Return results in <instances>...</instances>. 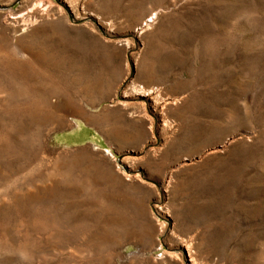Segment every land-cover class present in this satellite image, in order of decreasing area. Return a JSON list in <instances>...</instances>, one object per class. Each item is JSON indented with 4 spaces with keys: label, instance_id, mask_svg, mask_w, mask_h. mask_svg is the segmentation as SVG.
Masks as SVG:
<instances>
[{
    "label": "rangeland",
    "instance_id": "374dc122",
    "mask_svg": "<svg viewBox=\"0 0 264 264\" xmlns=\"http://www.w3.org/2000/svg\"><path fill=\"white\" fill-rule=\"evenodd\" d=\"M0 60V264H264V0H0Z\"/></svg>",
    "mask_w": 264,
    "mask_h": 264
},
{
    "label": "crops",
    "instance_id": "0c3cea01",
    "mask_svg": "<svg viewBox=\"0 0 264 264\" xmlns=\"http://www.w3.org/2000/svg\"><path fill=\"white\" fill-rule=\"evenodd\" d=\"M92 147H93L92 151L95 152V155L93 157L96 159V161L98 163L103 164V166H97V167L93 168V170L89 171L87 173V175L100 178L97 180H92V181H94V183H104L105 178H108L111 176L112 178H114L117 181L116 183H118L120 185H119V187L110 188V190H113V191L120 190L122 182H123L118 178V173H120V169L118 166L116 167L114 165V163H113L114 157H111L112 156L111 152L114 151L113 150L114 146H112L111 144H107V143H102V144L100 143V144H95ZM83 174L84 173L82 172V175ZM96 190L105 191L106 188L105 189L104 188L103 189L97 188ZM95 197L99 198V199L108 198V197H104V196H100V197L95 196ZM111 198H117V197H111Z\"/></svg>",
    "mask_w": 264,
    "mask_h": 264
},
{
    "label": "bare ground",
    "instance_id": "6f19581e",
    "mask_svg": "<svg viewBox=\"0 0 264 264\" xmlns=\"http://www.w3.org/2000/svg\"><path fill=\"white\" fill-rule=\"evenodd\" d=\"M157 15V14H156ZM155 18V17H154ZM149 21V20H148ZM148 21H146V23H145V25H147V23H148ZM150 21H153V19L152 20H150ZM149 21V22H150ZM18 31H22L21 30V28H19V30ZM24 31V30H23ZM5 41V40H4ZM20 41V40H19ZM19 41H17V42H19ZM16 42V43H17ZM21 42V41H20ZM12 43H14V42H12ZM15 46V45H14ZM13 46V48L11 47V49H8V53H6V57H8V58H6V59H11V58H13V59H15V57L18 55V54H20L21 56L23 55L22 53H21V51L22 50H20V49H15V47ZM5 47V46H4ZM3 47V48H4ZM7 47V46H6ZM5 47V48H6ZM5 48H4V50H5ZM6 51V50H5ZM7 52V51H6ZM33 54H31V56H32ZM3 56V55H2ZM20 56V57H21ZM4 57V56H3ZM34 57H35V55H34ZM2 58V57H1ZM5 58V57H4ZM33 58V57H32ZM31 60H33V59H31ZM1 61V60H0ZM2 61H3V59H2ZM26 61V60H25ZM28 61H30L29 59H28ZM16 63V62H15ZM39 63V62H38ZM3 65H4V67L7 69L9 66H11L12 64H14L13 62H10V61H6V63H2ZM8 70V69H7ZM14 70V69H13ZM24 70V69H23ZM26 70V69H25ZM2 71H4L5 72V70L4 69H2ZM10 74L11 73H9V75L7 74V76L6 77H8V76H10ZM4 75V74H3ZM2 74H0V82H4L5 83V81H4V79H5V77L3 76ZM12 76V75H11ZM14 78H16L15 77V75H14ZM25 78V77H24ZM6 80H7V78H6ZM10 81H11V78H10ZM16 81V80H15ZM9 82V81H8ZM12 82V81H11ZM7 83V82H6ZM14 83V82H13ZM2 85V84H1ZM12 85V84H11ZM4 86V85H3ZM24 89V88H23ZM150 89V88H149ZM1 90V89H0ZM151 90V89H150ZM137 91V90H136ZM147 92V91H146ZM152 92L153 91H151V94H152ZM140 93V92H139ZM146 95V94H145ZM36 101V100H35ZM25 173V172H24ZM8 176H10V175H8ZM7 176V177H8ZM4 178H6V177H4ZM9 178V177H8ZM11 178V177H10ZM118 178L120 179V178H122V176L120 175V173H118ZM124 178V177H123ZM12 179V178H11ZM5 180V179H4ZM16 180V179H15ZM8 180H6V182H7ZM122 181V180H121ZM9 182V181H8ZM7 182V183H8ZM13 182V181H12ZM9 184V183H8ZM9 185H11V184H9Z\"/></svg>",
    "mask_w": 264,
    "mask_h": 264
}]
</instances>
